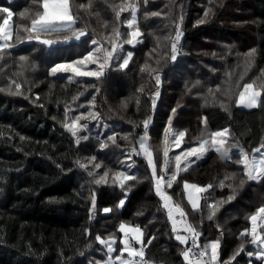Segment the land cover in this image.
I'll return each instance as SVG.
<instances>
[{"label": "trees", "instance_id": "16d2710c", "mask_svg": "<svg viewBox=\"0 0 264 264\" xmlns=\"http://www.w3.org/2000/svg\"><path fill=\"white\" fill-rule=\"evenodd\" d=\"M123 2L70 0L74 14L79 17L76 27L87 30L85 37L79 41L74 37L66 42L61 40L52 46L25 42L0 60V88H6L15 79L24 93L11 95L0 91V264L101 263L107 258L106 249L94 237L116 234L120 244L121 221L139 223L145 229L146 244L155 235L152 244L145 248V257L153 263L186 264L182 256L186 246L180 245L171 232V222L155 193L147 159L132 152L133 148L138 151V141L144 135L143 121L150 118L148 141L157 162V174L161 171L165 130L168 129L171 139L174 137L171 129L185 131L183 143L189 147L198 142L196 137L204 130L205 117L213 131L229 128L230 141L237 142L250 155L264 144V108L240 107L235 104L233 94L242 90L233 86L236 82L242 86L264 75L261 71L264 70V0H148L147 4L144 0H133L138 5L137 23L143 36L135 45L124 43L122 50L118 48L122 57L128 51L133 52L127 68L117 66L114 53L111 69L99 81L95 77L69 80L50 75L55 64L86 55L94 47L91 39L101 41L110 50L105 37L111 36L114 28L118 27L121 34L116 43H123L130 31L126 20L131 18V12L125 11L117 20L115 9ZM0 7L11 8L15 30L21 22L30 23L19 13L34 6L32 0H0ZM209 8L212 11L206 22L197 24ZM152 12L160 15L145 16ZM177 24L183 34L180 54L174 62L170 59L171 42L167 38L175 35ZM85 40L87 44L83 43ZM253 48L255 63L246 70L243 57ZM21 55L28 57L25 68H21ZM160 57L163 59L158 67L156 60ZM146 63L150 68L158 67L160 85L155 84L154 73L142 71ZM230 86L232 93L228 92ZM157 90L160 102L156 101L153 108L151 99ZM80 108L84 113L99 112L100 125L82 118L80 122H87L88 129L79 134L89 135V139L77 145L63 122L66 112L70 110L74 115ZM67 122L71 121L67 118ZM98 133H102L100 140L96 139ZM112 134H116V144L107 141L109 146L100 149L99 143ZM125 136L128 138L124 139ZM172 146L169 147L170 171L174 170L171 159L176 151L171 150ZM93 155L95 161H91ZM231 156V159L221 158L212 151L203 161L181 171L172 188L166 191L202 233V245L210 239H220L222 264H236V261L248 264L245 252L236 261H230V257L242 242L240 233L251 227L248 217L264 206V180H246L239 186L244 175L243 165L235 163L239 148H233ZM132 161L136 170H130L137 179L127 181L125 189H121L115 174L125 171ZM96 163L101 167L95 168ZM81 164L87 168L80 167ZM105 171L109 172L108 182L95 184V179ZM232 173H236L235 180H225V187H219V181ZM185 181L202 187L213 184L212 189L202 194L200 210H193L187 201ZM233 191L235 199L223 204L216 217L208 220L205 199L209 203L219 201ZM93 193L95 210L91 208ZM125 194V205L118 208ZM105 207L113 211L104 213ZM250 239L244 237L246 250L255 247L248 243ZM89 244L91 247H87ZM252 264L259 262L252 258Z\"/></svg>", "mask_w": 264, "mask_h": 264}, {"label": "snow or ice", "instance_id": "6c2138e0", "mask_svg": "<svg viewBox=\"0 0 264 264\" xmlns=\"http://www.w3.org/2000/svg\"><path fill=\"white\" fill-rule=\"evenodd\" d=\"M147 4L148 0H144ZM32 5L34 7L25 8L24 11L19 13V16L23 18L24 21H30V23L21 22L19 27L13 29L12 19L13 12L9 7H0V60H3L6 54L10 55L9 50L14 49L19 44L25 42L38 41L43 45L52 46L57 44L59 41H68L73 37L75 40L79 41L81 37L87 35V30L85 28L76 27L77 19L79 18L77 14H74L73 6L70 0H32ZM79 7H84L80 5ZM137 10L138 5L133 3V0H124L123 3L116 6L115 15L117 20H119L120 14L125 11L131 12V18L126 20L127 28L130 30L127 34V39L123 43H116V40L120 37L119 28H114L113 33L109 37H105L110 44V50L104 48L103 43L97 39H91V50L87 51L86 55H82L80 59H74L68 63H57L55 66L51 67L50 75L56 76L58 73H72L68 79L72 80L74 77H95L98 81L105 76L106 72L111 69L114 56L117 66L120 69H125L128 67L129 62L133 57V52L128 51L126 56H121L117 51L123 49V44L135 45L140 42L139 38L143 36L140 27L137 23ZM212 10L209 8L204 12V18L198 19L197 24H203L206 19L209 18V13ZM159 16V12L145 13L147 15ZM183 17H180V23H182ZM60 33H65L61 36ZM70 33L71 35H68ZM53 34L55 37H53ZM182 31L180 24H177L175 29V35L168 37L167 39L171 42L170 59L171 61H176L177 56L180 54L179 44L182 37ZM87 44L88 41L83 42ZM256 49L253 48L244 54L243 60L246 70L251 68L255 63ZM160 57L156 60V64L159 67ZM19 61H21V68H25L28 57L21 55L19 56ZM88 65H96L95 68L88 69ZM34 67V65H33ZM157 68H150L146 63L142 68V71H149L150 74H155V84L158 86L161 83V76ZM264 72V70H261ZM22 73H17L21 75ZM243 79V76L240 77ZM196 81V84H199ZM14 85V88H13ZM95 87V84L91 85ZM239 90L237 93H233L236 96L235 104L243 105L248 108L261 107L264 108V75L257 77L252 82L244 83L242 86L239 82L233 85ZM228 89L229 93H232V87ZM22 85L18 83L15 79L11 80L10 84L6 88H0V91H5L11 95H24L21 91ZM220 86H216V91L219 92ZM99 91V89H97ZM140 91H143L141 88ZM209 93H213L210 88ZM160 92L157 90L151 99L152 107L155 108L157 98ZM39 99V97H37ZM75 99V97H73ZM35 102V101H34ZM94 104V98L93 102ZM43 107V105H41ZM176 109H172V113L175 114ZM66 120L63 122V127L71 133L72 137L75 138V143L79 145L82 140L87 141L89 135H80L81 130L88 129V123H80L81 119L85 120H95L97 121V126L100 125V113L99 112H81L80 115L76 116L71 122H67V112L65 113ZM55 119V117H53ZM171 117H169V126L171 125ZM207 118H204V123L206 124ZM150 123V118L143 121L144 135L141 137L140 149L138 152L135 148L132 152L136 155L143 154L147 159V164L151 168V177L153 182V187L157 196L160 197L163 208L167 212V219L171 222V232L175 235V240L179 242L180 245L186 246L182 251V256L187 264H222L220 260V239H210L201 247L199 239L202 233L198 228L187 220V213L184 208L176 202H173V198L168 194L166 188H172L173 182L177 180V176L181 171H186L187 167L194 163V161L189 160L190 157H195L197 160L201 159L204 155L208 153L209 150L214 149L216 153L221 155V158L231 159V153L233 148H239V159L235 161L236 164L243 165V178L239 179V186H243L247 181H261L264 180V144L259 148L253 149L252 154L241 147L237 142H229L230 130L228 128H223L218 131L210 132L207 134V138H201L205 136V133H201V136L196 137L199 141L198 146L188 147L183 150L180 154L174 157V170H169L170 158H169V147L174 145L175 147H180L183 138L185 137V131H179L173 133L175 137L174 140L169 137L168 129L165 130L164 134V149H163V160L161 164L160 174H157V162L153 159L152 151L147 147L146 141L148 140V126ZM106 127V125L104 126ZM102 133H98L96 136L97 140H100ZM128 137L125 136L124 139ZM24 137H21L23 140ZM116 134L109 135L106 141L99 143L100 149L107 148L108 142L111 141L112 144H116ZM255 153H260L258 156ZM182 157L184 158V167H181ZM130 159V157H129ZM96 156L91 157V161H95ZM80 167L87 168L86 164H81ZM95 168H100L101 164L96 163ZM129 169L132 164L127 166ZM89 175L93 173L89 172ZM109 175L108 171H105L103 175L95 179V184L107 183V177ZM167 177V179L165 178ZM236 173H232L231 176H225L224 180L219 181V187H225V180H235ZM137 177L135 175L128 174L127 171L117 172L115 174V180L119 181V187L125 189L127 181H135ZM115 182V181H114ZM233 187L232 184L228 185ZM186 190L187 200L191 204L193 210H200L202 194L208 192V190L213 188V184L209 183L205 186H200L195 183H188L187 181L183 184ZM127 196L125 194L124 198L119 200L117 205L118 208H123ZM235 199L234 191L233 194L228 195L226 198L219 201H212L209 203L205 199V205L207 209V219L213 220L219 208L230 201ZM96 200L94 193L91 195V208L95 210ZM104 213L112 212L113 209L105 207L102 210ZM139 215V213H138ZM248 219L251 222L250 228H245L243 232L240 233L242 242L238 245L237 249L234 251L230 257V261H236L237 256L240 253L245 252L246 256L249 258L248 264H252V258H255L259 264H264V231L258 229H264V206L259 207L256 211L251 214ZM217 227H220L217 224ZM86 232L90 233L89 229H85ZM119 233H122L120 238V244H117L116 234L108 235L107 238H102L100 235H95L94 239L103 245L106 249L107 259L103 261V264H153L152 260L145 259V248L147 245L152 244L155 239V235L150 236L147 239V244L145 243V229L141 227L139 223L132 224L130 222H119L118 225ZM250 236L251 239L248 243L254 245L253 250H246V244L244 242V237ZM189 241H191V246L188 247ZM91 247V244L87 245ZM194 249L198 252H194ZM114 253H118L113 255ZM127 253V256H125ZM195 255L196 258L192 259ZM100 264V262H97ZM236 264H239L236 261Z\"/></svg>", "mask_w": 264, "mask_h": 264}, {"label": "rangeland", "instance_id": "374dc122", "mask_svg": "<svg viewBox=\"0 0 264 264\" xmlns=\"http://www.w3.org/2000/svg\"><path fill=\"white\" fill-rule=\"evenodd\" d=\"M12 23V22H11ZM12 25H13V23H12ZM141 38H139V40H140ZM95 47V46H94ZM78 59H80V58H78ZM71 62V61H70ZM175 62V61H174ZM62 63H68V62H62ZM88 67V69H92V68H95L96 67V65H88L87 66ZM73 74L72 73H58L56 76H61V77H65V78H68L69 76H72ZM74 78H77V77H74ZM160 99H159V97L157 98V102H160L159 101ZM240 107H243V108H247V109H250V108H248V107H246V106H243V105H239ZM78 113L77 114H72V113H70V110L68 111V113H67V118L70 120V121H72L73 119H75V117L76 116H78V115H80V113L82 112V110H81V108L80 109H78ZM81 123V122H80ZM229 129V128H228ZM171 131H172V133H175V132H179V131H182V130H179V129H171ZM210 132H214L213 130H211L210 129V127H209V125H208V123L206 122V124L204 123V130H203V133H205V136H203L202 138H207V134L208 133H210ZM169 134H170V132H169ZM231 137V136H230ZM229 137V142L230 143H232V141H230V138ZM174 138L175 137H173V140H174ZM183 140H184V138H183ZM198 144H199V141L198 142H196L195 144H192V145H190L189 147H195V146H198ZM146 145H147V147L149 148V141L146 143ZM186 148H188V147H184V143H183V141L181 142V144H180V147H175L174 145L172 146V148H171V150H176V151H174L173 153H172V159H171V163L174 165V157H175V155H177V154H180L183 150H185ZM237 149V148H236ZM212 151H215L214 149H211V150H209L208 151V153L206 154V155H204L201 159H196L195 157H190L189 158V160H191V161H194V163H191L189 166H191L192 164H195V163H197V162H201V161H203ZM232 151H233V149H232ZM129 164H132V167L130 168L131 170H136V165H135V162H129L128 163V165ZM188 166V167H189ZM181 167L183 168L184 167V158L182 157V163H181ZM187 167V168H188ZM173 168H174V166H173ZM129 168H127V169H125V171H127L128 172V174H130V175H132V173H131V170H130ZM116 183L119 185V181L118 180H116ZM258 230H260V229H258ZM116 254H118V253H114L113 255H116ZM125 256H127V253H125ZM107 259V258H106ZM102 264H103V262H102ZM153 264H156V263H153Z\"/></svg>", "mask_w": 264, "mask_h": 264}, {"label": "built area", "instance_id": "2783aa9c", "mask_svg": "<svg viewBox=\"0 0 264 264\" xmlns=\"http://www.w3.org/2000/svg\"><path fill=\"white\" fill-rule=\"evenodd\" d=\"M148 142V140L146 141V143ZM140 143H141V138L139 139V141H138V145H139V149H138V152H141L142 150L140 149ZM139 157H142V156H144L143 154H141V155H138ZM199 243H200V245H201V247L203 246L202 244H201V242H200V239H199ZM191 246V241H189V245H188V247H190ZM194 252H198V250H196V249H194ZM196 258V256L195 255H193L192 256V259H195ZM145 259H147L146 257H145ZM186 264H187V262H186Z\"/></svg>", "mask_w": 264, "mask_h": 264}, {"label": "crops", "instance_id": "0c3cea01", "mask_svg": "<svg viewBox=\"0 0 264 264\" xmlns=\"http://www.w3.org/2000/svg\"><path fill=\"white\" fill-rule=\"evenodd\" d=\"M188 183H190V182H188ZM185 190V189H184ZM185 195H186V198H187V194H186V190H185ZM188 201V200H187ZM201 201H202V199H201ZM201 203V202H200ZM190 204V203H189ZM190 206H191V204H190ZM187 220H188V217H187ZM188 222H189V220H188ZM100 264H102V262L100 263ZM156 264H160V263H156Z\"/></svg>", "mask_w": 264, "mask_h": 264}, {"label": "bare ground", "instance_id": "6f19581e", "mask_svg": "<svg viewBox=\"0 0 264 264\" xmlns=\"http://www.w3.org/2000/svg\"><path fill=\"white\" fill-rule=\"evenodd\" d=\"M188 217V216H187ZM188 220H189V218H188Z\"/></svg>", "mask_w": 264, "mask_h": 264}]
</instances>
